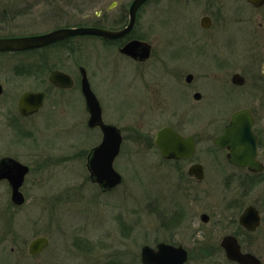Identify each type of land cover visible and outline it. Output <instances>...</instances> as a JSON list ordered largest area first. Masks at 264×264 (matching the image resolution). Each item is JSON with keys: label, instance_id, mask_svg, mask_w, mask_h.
Returning <instances> with one entry per match:
<instances>
[{"label": "rangeland", "instance_id": "rangeland-1", "mask_svg": "<svg viewBox=\"0 0 264 264\" xmlns=\"http://www.w3.org/2000/svg\"><path fill=\"white\" fill-rule=\"evenodd\" d=\"M131 1L0 0V35L92 25L101 12L102 24H109V18L119 25L117 12L108 17V9L116 3L118 9H127ZM205 15L213 24L203 33L200 19ZM197 28L203 37L196 36L191 45L199 39L217 45L230 59L228 67L219 70L207 60L180 69L171 54L181 43L185 46ZM135 35L153 46L151 59L140 65L145 70L118 56L116 46L89 38L76 52L60 48L37 52L34 58L42 69L33 84L24 78L10 79L8 86L19 95L30 87L46 89L49 96L43 109L28 119L0 106V158L10 156L31 168L21 189L23 206L12 203L8 183L0 182V264H142V246L155 247L161 241L183 245L190 255L186 264H224L217 249L224 229L199 220L202 213L224 207L222 177L210 174L205 197L200 193L195 199L186 176L188 163L164 161L153 139L158 129L172 125L194 135L200 146L213 147V138L231 115L247 107L264 127V7L254 9L245 0H152L139 14ZM47 60L52 68L74 77L83 66L103 115L123 129L125 143L114 167L124 181L114 191L103 193L91 182L87 155L101 134L86 129L85 104L76 88L62 93L50 87L49 69L42 66ZM183 72L194 74L197 83L222 76L229 86L207 83L209 95L204 90V100L195 103L203 113L183 114L179 109L187 106L178 87L169 83L161 91L160 85L167 81L165 76L173 80ZM235 73L245 77L243 88L231 84ZM12 99L8 92L0 104ZM186 101L193 103L189 97ZM207 152L212 158L218 155ZM199 189L196 186V194ZM41 236L49 239V246L31 256L29 244Z\"/></svg>", "mask_w": 264, "mask_h": 264}, {"label": "flooded vegetation", "instance_id": "flooded-vegetation-1", "mask_svg": "<svg viewBox=\"0 0 264 264\" xmlns=\"http://www.w3.org/2000/svg\"><path fill=\"white\" fill-rule=\"evenodd\" d=\"M150 1H152V0H149L147 3H149ZM132 2H133V0L129 4V7L127 9L124 8L123 10L118 9L117 3H116V5H114V6L111 5L109 7L108 10H111V11H108V13L106 15L109 17L112 12H117L116 16L119 20L118 22H120L119 25L113 24L112 19L110 21L109 18H107V21L109 24H107V25L102 24L101 23L102 19H100V18H102L104 16V13L101 12V13H98L96 16L98 21L96 23H93L92 25H83V24L76 23L74 25L73 24L72 25H66V26L57 27L55 29L46 30L45 32H42V33L34 32V33L24 34V35H0V39L26 38V37H32V36H40V35H44V34L52 32V31L59 30V29H70V28H81V27H96V28L108 29L111 31H120V30H123L129 23V10H130V6H131ZM147 3H145L138 10L137 17H136V23H135L134 28L127 35L122 36L121 38H118V39L106 40L104 38L95 37V36H75V37L66 38L64 40L52 43V44L45 46V47H42V48L28 49V50H23V51H0V89H1L0 100L5 98L8 92H10L13 95L12 100H8V101L6 100L5 102H2L0 104V106H3V104H5L7 107H9V108H6L7 112L11 111V108H12L14 111H16L18 113V115L21 118H24V119H28L32 116L37 115L45 106L46 101H47L48 96H49V91L46 89H41V88L35 89V88L29 87L28 89H25L19 95L12 86L11 87L8 86V85H11L10 79L24 78V79H27V82L30 83V85L33 84L35 79H37V77H39L40 70L42 69L36 63L35 58H34L35 54L37 52H46V51H50V49H54V48H60V50H66L69 52H73V51L76 52L82 48L85 39H89V38L96 39L99 42L116 46L117 50H118V52H117L118 54L115 51H113L115 54H117L118 56H121L122 58H124L126 60L129 59L128 61L135 64L136 67L144 69L140 65L146 64L151 59L152 54H153V46L149 42H147V41L143 40L142 38L136 36L135 35V28H136L137 23H138L139 14H140L142 8ZM247 4L250 5L249 3H247ZM251 7L254 8L253 6H251ZM254 9H257V8H254ZM258 9H261V8H258ZM204 18L210 19V25L208 27H204L202 24V21ZM121 22L123 24H121ZM212 24H213V20L208 15H205L200 19V27H201L203 33H206L207 31H209L211 29ZM201 33H200L199 29L197 28V33L194 36L190 37L185 42L186 43L185 46L181 43L182 46L180 48L179 47L176 48L177 50L175 49V46H174V49L177 52L175 51V53L171 54L172 55L171 57L173 59H176L179 61L180 69H183L184 67H189L193 64L199 65V63L205 62L207 60L213 61V64L211 67H214V68L219 69V70H222V69L228 67L229 64H228L227 60H230V59L227 57V55H225V52L222 51V49L221 50L217 49V45H214L212 47L211 44H209V43H207V44L200 43V39L197 41L195 40L191 45V42L195 39L196 36L197 37L201 36V38L203 37L202 36L203 33L202 34ZM133 40H138V41L144 42L150 46V48H151L150 56L147 60H145V61L137 60L131 56H128V55L122 53V49L126 46V44H128L129 42H131ZM213 43H214V41H213ZM162 55H166V54H162ZM240 60H242V59L240 58L239 62H240ZM186 61H188V62L190 61V62L188 64H186L185 63ZM239 62L237 63V65L239 64ZM170 64H171V62H170ZM42 66L43 67L47 66L49 69L48 70V72H49L48 82H49L50 87L52 89H54L56 91H60L62 93H64V92L69 93L68 91L76 88L75 91H78L80 94V97H82V99L84 100L85 111L87 114V120L85 117V127L87 126L86 129L94 131V133H93L94 135H96L95 130L98 131L97 133L101 134L100 142L89 151V153H90L94 148H96L97 146H99L101 144V142L103 140V133H102L100 126H97L95 128L89 127L90 114L87 110L86 100H85L84 95L82 93L81 68H83V69H85V68L83 66H78V77H74L73 75H71V73L65 71L64 69H61L59 67L58 68L57 67L52 68V66H50L48 63V60L44 61L42 63ZM201 67H207V66H201ZM4 68H6L8 70L5 72ZM55 71L62 72L64 74L68 75L72 80V86L69 88H61V87L55 86L50 81L51 73L55 72ZM85 71H86V75L88 78V72L86 69H85ZM144 73L141 76L143 87H144L143 80L145 78ZM261 73L264 75V58H263V62L261 65ZM170 74H172V73H170ZM237 74H239V73H235L231 77V84L234 87L243 88L245 86V83H246L245 77L243 75L239 74L242 77V83L241 84H235L233 82V77ZM188 76L192 77L190 81H188ZM213 79L214 80H212V82L207 81V82L197 83L195 75L192 73H189V72H183L178 78H175L173 80H171L170 76H168V77L165 76V80H167V81H165V83H163V84L160 83V85L162 87L161 91L163 89V85H165V84L170 83V84L176 85V87H178V89L181 93V97H180L181 101L185 102V106H187L184 109H179V111L182 112L183 114H187V115H196V114L201 115L203 113V111L198 108L199 105L197 107H195L196 106L195 103L201 102L204 100V98H205V95L203 92L204 90L209 95V93L205 87L206 84L210 82V83H213L215 85L222 86V85H228L227 83L229 82L228 80H223L222 76H217V77H214ZM88 80H89V78H88ZM89 83H90V81H89ZM90 86H91V84H90ZM91 90H92V88H91ZM27 92L44 93L45 98H44V102H43L42 107L37 112L29 114L28 116H23L20 113L19 102H20L22 95L24 93H27ZM93 93H94V91H93ZM95 96H96V94H95ZM187 97L192 99V101H193L192 104L187 103V101H186ZM96 98L98 99L100 106H101V110H102L101 117H102L103 123L105 125H113L117 129L120 130V133L122 136V144H121L120 152L118 154V156H119L121 153L122 146L125 143V135L123 133V129L118 124H116L114 121H110L109 119H107L108 117L106 118V116L103 115L104 114L103 106H102L99 98L97 96H96ZM145 101H146V97L144 98L143 103H139V106L137 107L138 110L141 106L145 105ZM142 108L143 107H141L140 109H142ZM242 111H249L252 118H253V133L257 138V155L255 157V161L258 162V164L262 167L261 170H258L257 166L251 167V166H246V165H242V164H235L234 162L231 161V157L229 156L230 151L227 148L222 149L215 144V142H214L215 139L223 134L226 126L230 122L231 117H230L228 123L225 124L223 129L213 138V140H212L213 147H211V146L210 147L209 146H200L199 141L197 140V138L194 135L189 134V133L185 134L176 126L165 125V126L161 127L160 129H158V131H160L162 128H165V127L172 128L182 138H191L193 145H194L193 154L191 156H185L182 158H169V159L162 156L160 149L156 145V135H157L158 131L155 133V137L153 139V144L157 148L160 157L164 161L174 162V164H177V165H179L181 163H188L189 166L187 168L186 176L191 180L189 185L191 187L190 189L192 190V192H193L192 194H193L195 199L200 193H203V195L204 194L206 195V193H207L206 188H208L207 184L209 183V181L208 182H205V181L207 179L208 180L210 179V174H213L215 177H218V175H219V177H222L223 186L225 188V201H224L225 205H224V207H219L218 210L213 209L212 211H209V213H205V212L202 213L199 216V220L203 224H206V225H210L213 222L212 225L213 224L219 225L224 229V233H223V235L219 241V245H217V249L220 251V253L223 256L224 264H239L237 261L231 260L228 257L227 250L222 245V242L226 238H231L234 242L237 243V245L239 246V252L241 253V255L252 256L253 261H257L259 264H264V246H262V245H264V127H261L258 124L255 112L251 108H248V107L247 108H240L239 110H236L233 114H235L236 112H242ZM216 112H219V111H216ZM110 119H112V118H110ZM207 150H214L215 153L218 155L214 156L212 158L211 156L207 155V153H208ZM89 153L87 155V159H88ZM117 157H116V159H117ZM3 158H12V159L20 162L19 160L15 159L13 157H10V156H4V157L0 158V160ZM115 160H114V163H115ZM114 163H113V167H114ZM21 164H23V163H21ZM23 165H25V164H23ZM25 166H27L29 168V172H28V174H29L31 171V168L28 165H25ZM86 166H87V161H86ZM87 169H88V167H87ZM114 169H115V167H114ZM192 169H193V172H191ZM213 169L217 170L218 172L213 173V171H212ZM115 171H117V170L115 169ZM88 172H89V170H88ZM119 174L121 175V173H119ZM27 175H26V177H27ZM121 176L123 177V175H121ZM184 176H185V174H184ZM26 177H25V179H26ZM89 177H90L91 182L93 184H96L99 187V185L97 183H94L92 181L90 172H89ZM2 181H6L8 183V185L11 189V193H12V188H11L9 182L7 180H1L0 182H2ZM123 181H124V177H123ZM24 183H25V180H24ZM24 183H23V185H24ZM23 185H22V187H23ZM202 185H203V187H202ZM196 186L200 188L199 193H197V194L195 193ZM22 187H21V189H22ZM118 187H116L115 189H117ZM21 189H20V191L22 192ZM99 189L102 191V189L100 187H99ZM114 190H112V191H114ZM231 191L235 192L234 195H228ZM103 193H107V192H103ZM23 195H24V193H23ZM205 195H204V197H205ZM202 217H206L207 221H203ZM158 243H166V244L172 245L174 247L182 246L186 250L187 255H188L187 262L189 261V258H190L189 251L183 245L174 244L172 241H168V242L167 241H161ZM48 246H49V244H48ZM156 246L157 245H155V247ZM155 247H153V248H155ZM28 251H29V248H28ZM29 254H30V251H29ZM251 264H253V263H251Z\"/></svg>", "mask_w": 264, "mask_h": 264}, {"label": "water", "instance_id": "water-1", "mask_svg": "<svg viewBox=\"0 0 264 264\" xmlns=\"http://www.w3.org/2000/svg\"><path fill=\"white\" fill-rule=\"evenodd\" d=\"M149 0H133L129 10V23L120 31L96 27H81L70 29H59L50 33L26 38L0 39V51H23L48 46L52 43L75 36H95L106 40H113L127 35L135 26L138 10ZM255 8L264 6V0H246ZM204 27L210 25V19L204 18ZM150 46L144 42L133 40L126 44L122 53L137 60L145 61L150 56ZM82 73V93L86 100L87 110L90 114L89 127L100 126L103 133V140L99 146L94 148L87 161V167L94 183H97L103 192L114 190L123 182V177L115 171L114 160L118 156L122 144L120 130L113 125H105L102 121V110L98 99L91 90L85 69ZM188 76V81L191 80ZM50 81L57 87L69 88L72 86L71 78L62 72H52ZM235 84L242 83V77L237 74L233 77ZM1 91V89H0ZM44 93H24L20 99V113L23 116L37 112L43 105ZM198 98V97H197ZM215 144L230 151L229 156L235 164L246 166H261L255 161L257 155V138L253 133V118L249 111L236 112L226 126L222 135L215 139ZM156 145L165 158H182L193 154L194 145L191 138H182L172 128H162L156 135ZM194 169V168H193ZM193 169L191 172H193ZM29 168L12 158L0 160V181L7 180L12 188L11 200L21 206L25 203V198L20 191ZM207 221L206 217H202ZM49 240L46 237L34 239L29 251L33 256L41 254L48 246ZM222 245L227 250V255L231 260L239 264H259L253 261L252 256L241 255L239 246L231 238H226ZM188 260L186 250L182 247H174L166 243L157 244L156 248L144 245L141 248V261L143 264H185Z\"/></svg>", "mask_w": 264, "mask_h": 264}]
</instances>
